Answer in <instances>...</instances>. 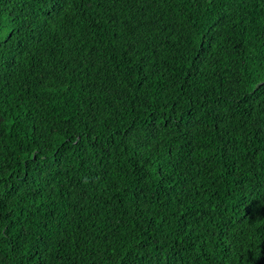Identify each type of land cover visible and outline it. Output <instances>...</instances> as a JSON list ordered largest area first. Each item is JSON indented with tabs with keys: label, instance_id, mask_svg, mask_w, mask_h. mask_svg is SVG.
I'll use <instances>...</instances> for the list:
<instances>
[{
	"label": "trees",
	"instance_id": "trees-1",
	"mask_svg": "<svg viewBox=\"0 0 264 264\" xmlns=\"http://www.w3.org/2000/svg\"><path fill=\"white\" fill-rule=\"evenodd\" d=\"M0 264H264V0H0Z\"/></svg>",
	"mask_w": 264,
	"mask_h": 264
}]
</instances>
